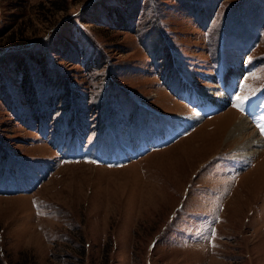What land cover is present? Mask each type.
<instances>
[{
    "label": "rangeland",
    "instance_id": "1",
    "mask_svg": "<svg viewBox=\"0 0 264 264\" xmlns=\"http://www.w3.org/2000/svg\"><path fill=\"white\" fill-rule=\"evenodd\" d=\"M262 128L264 0H0V264H264Z\"/></svg>",
    "mask_w": 264,
    "mask_h": 264
},
{
    "label": "bare ground",
    "instance_id": "2",
    "mask_svg": "<svg viewBox=\"0 0 264 264\" xmlns=\"http://www.w3.org/2000/svg\"><path fill=\"white\" fill-rule=\"evenodd\" d=\"M209 98V101H211V103L213 102V100L211 99L212 97H208ZM220 103V102H219ZM225 103V101H224ZM223 103V104H224ZM221 104V105H223ZM219 105V106H221ZM214 106V105H213ZM216 107V106H215ZM218 107V106H217ZM235 113V112H234ZM234 113L232 111H227L226 114H224V116H221V118L224 117V120H226V124H231V122H233V125L232 126H228L227 128V134H231L236 136V135H242V133H245L247 131H249L251 128V126L249 125V121H247L246 118H243V117H235ZM238 116V115H237ZM235 117V118H233ZM231 129V130H230ZM254 134V133H253ZM240 138V137H239ZM243 138V137H242ZM243 140V139H242ZM259 139L257 140V138L254 136L253 137V144L255 145H259Z\"/></svg>",
    "mask_w": 264,
    "mask_h": 264
},
{
    "label": "snow or ice",
    "instance_id": "3",
    "mask_svg": "<svg viewBox=\"0 0 264 264\" xmlns=\"http://www.w3.org/2000/svg\"><path fill=\"white\" fill-rule=\"evenodd\" d=\"M261 131L264 132V128H262Z\"/></svg>",
    "mask_w": 264,
    "mask_h": 264
},
{
    "label": "trees",
    "instance_id": "4",
    "mask_svg": "<svg viewBox=\"0 0 264 264\" xmlns=\"http://www.w3.org/2000/svg\"><path fill=\"white\" fill-rule=\"evenodd\" d=\"M52 116V115H51ZM51 116H49V117H51Z\"/></svg>",
    "mask_w": 264,
    "mask_h": 264
}]
</instances>
